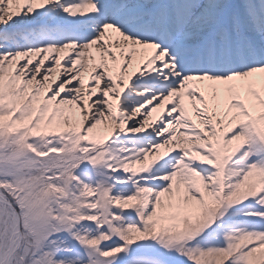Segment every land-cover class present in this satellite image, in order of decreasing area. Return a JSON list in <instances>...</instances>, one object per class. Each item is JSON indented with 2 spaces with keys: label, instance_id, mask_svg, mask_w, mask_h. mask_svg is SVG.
Returning <instances> with one entry per match:
<instances>
[{
  "label": "snow or ice",
  "instance_id": "1",
  "mask_svg": "<svg viewBox=\"0 0 264 264\" xmlns=\"http://www.w3.org/2000/svg\"><path fill=\"white\" fill-rule=\"evenodd\" d=\"M0 264H264V0H0Z\"/></svg>",
  "mask_w": 264,
  "mask_h": 264
}]
</instances>
